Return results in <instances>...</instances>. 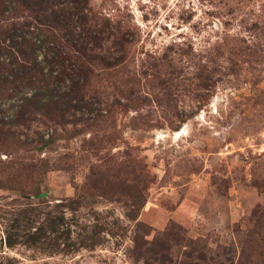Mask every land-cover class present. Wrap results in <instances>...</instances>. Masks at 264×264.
I'll list each match as a JSON object with an SVG mask.
<instances>
[{"label":"rangeland","instance_id":"1","mask_svg":"<svg viewBox=\"0 0 264 264\" xmlns=\"http://www.w3.org/2000/svg\"><path fill=\"white\" fill-rule=\"evenodd\" d=\"M76 23L80 110L0 121V264H264V0Z\"/></svg>","mask_w":264,"mask_h":264},{"label":"trees","instance_id":"2","mask_svg":"<svg viewBox=\"0 0 264 264\" xmlns=\"http://www.w3.org/2000/svg\"><path fill=\"white\" fill-rule=\"evenodd\" d=\"M84 2L0 0L1 122L36 114L57 120L83 106L90 59L76 22Z\"/></svg>","mask_w":264,"mask_h":264},{"label":"bare ground","instance_id":"3","mask_svg":"<svg viewBox=\"0 0 264 264\" xmlns=\"http://www.w3.org/2000/svg\"><path fill=\"white\" fill-rule=\"evenodd\" d=\"M178 133V132H177Z\"/></svg>","mask_w":264,"mask_h":264}]
</instances>
